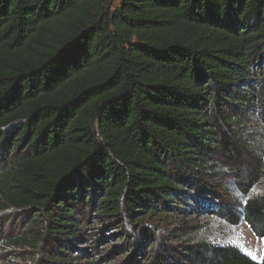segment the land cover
Instances as JSON below:
<instances>
[{"label": "trees", "instance_id": "trees-1", "mask_svg": "<svg viewBox=\"0 0 264 264\" xmlns=\"http://www.w3.org/2000/svg\"><path fill=\"white\" fill-rule=\"evenodd\" d=\"M108 2L0 0L4 264H264L192 227L155 243L198 207L264 239V193H219L264 180V0Z\"/></svg>", "mask_w": 264, "mask_h": 264}, {"label": "rangeland", "instance_id": "rangeland-1", "mask_svg": "<svg viewBox=\"0 0 264 264\" xmlns=\"http://www.w3.org/2000/svg\"><path fill=\"white\" fill-rule=\"evenodd\" d=\"M119 2L120 0H109L108 6L111 8H115L118 6ZM219 193L223 200L229 199L230 195H234L235 193H237L238 197H240L244 203L246 200V196L248 199L250 197H253L255 194L264 193V180L262 184L258 186V188H254L249 194L244 195L239 191L227 193L224 190ZM189 210H191V216H183L177 213L174 216L168 217V219L163 223L159 222L157 224L158 226L156 225V227L159 228L160 232L157 237V240H155V243L159 240H162L163 238L165 242L168 243L167 237L169 235V231H172L177 228L180 229L182 227H192L199 232L198 239L201 241H205L213 245L235 247L241 252L247 254L255 261L260 262L262 260L264 255V239H258L246 223H241L238 226H231L230 224L224 222L222 219L216 216V213V215H211V213L213 214L212 210V212L208 214H203L204 211L200 207L195 209V212L192 208H189ZM105 225L106 224L103 221H100L97 224H94L91 221L87 227L90 231L89 242H86L85 244L81 245V247L89 250L93 245H95L97 238H99L101 235L100 231L104 229ZM1 228L2 223L0 219V232ZM108 234L110 233L107 232L105 236ZM101 245V251L103 253H106L110 250H114L112 248H115L116 245H119V242H116L115 240L113 241L110 239H106ZM128 251L129 248H125V250L116 254L115 260H111L109 258L103 264H115L123 260L124 258L127 259L134 253V251ZM10 258V253H0V264H4V262ZM139 260L142 261V257H140Z\"/></svg>", "mask_w": 264, "mask_h": 264}]
</instances>
